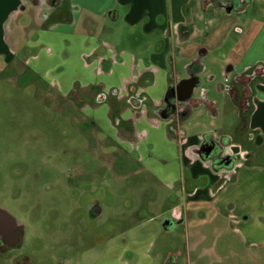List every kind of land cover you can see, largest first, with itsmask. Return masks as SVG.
<instances>
[{
    "label": "rangeland",
    "instance_id": "obj_1",
    "mask_svg": "<svg viewBox=\"0 0 264 264\" xmlns=\"http://www.w3.org/2000/svg\"><path fill=\"white\" fill-rule=\"evenodd\" d=\"M45 1L44 15L55 16L58 5ZM84 1L87 2L61 0L59 6L74 18ZM94 2L104 6L110 0ZM253 7L260 13H253ZM30 18L28 11L20 15L18 22L30 23ZM248 21L253 24L252 34L242 36ZM109 22L113 27L121 24L120 20ZM36 30L32 26L22 31L24 36L18 46H14L15 57L0 56V208L8 211L23 227L19 246H7L0 238V264H104L120 253L113 246L126 248L131 243L139 244L145 257L129 254L123 264H166L170 251L175 253L179 264H195L197 259L201 264L193 247V235H199L195 232L201 227L163 228L165 217L157 215L165 212L172 195L169 193L175 190L141 165L136 138L129 144L126 137L133 133L125 130L127 124L120 127L121 118H106L101 111L95 121L91 113L84 110L85 103L68 104L46 84L48 79L44 75L19 70L33 54L31 40L38 38ZM161 33L137 36L138 42L129 38L135 35L123 34L119 39L108 30L101 36L114 45L137 51L139 58L148 60V48L151 46L154 51L165 40ZM254 33H258L256 42L249 47ZM167 37L171 45L166 62L169 71H177L178 76L182 75L183 64L178 63L174 68L172 61H182V56L190 49L198 52L208 49V54L199 60L206 68L201 72L204 85L195 93L207 86L204 91L222 100L221 115L215 122L220 129L218 133L230 134L238 124L240 141L249 139L248 126L241 127V117L239 119L234 111L228 92L211 89L208 85L212 81L227 84L228 65L222 59L225 55L230 54L240 68L259 59L256 65H264V0H253L245 15L222 12L211 18L204 29H198L187 39L185 47L175 46L172 34L168 33ZM247 47L249 52L245 57ZM181 50H184L183 55H177ZM13 59L20 64L18 69L13 66ZM44 63L51 67L58 62L46 59ZM50 77H55V72ZM157 93L161 95L162 90L158 89ZM245 93L247 95L246 90ZM84 98L83 102L90 101ZM186 124L181 129L184 128L188 136L206 131L205 122L198 118ZM261 146L264 151V142ZM239 147L248 150L241 143ZM95 205L99 214L92 212ZM207 244L209 242H205L204 247ZM231 260L224 262L237 264ZM203 264L222 263L207 255Z\"/></svg>",
    "mask_w": 264,
    "mask_h": 264
},
{
    "label": "crops",
    "instance_id": "obj_2",
    "mask_svg": "<svg viewBox=\"0 0 264 264\" xmlns=\"http://www.w3.org/2000/svg\"><path fill=\"white\" fill-rule=\"evenodd\" d=\"M50 2L58 5L55 16L44 15L42 5H45V0H0V56L5 59L15 57V47L24 36L22 31L32 26L37 28L38 38L31 40L33 54L25 60V67L20 69L15 59L13 66L21 72L44 75L48 79L46 84L68 104L85 103L84 110L91 113L95 121L98 118L96 114L101 111L106 118H121L120 127L127 124L125 130L133 133L126 137L129 144L136 138L141 165L156 174L169 189L175 190L169 193L172 195L165 212L157 215L165 217L163 226L166 220L176 223L175 227L200 226L201 230L195 232L199 235H193V247L201 264L207 255L214 256L222 264L230 258L237 264H264V151L261 146L264 142V79L258 77L256 83L251 82L254 110L247 125L250 137L240 141L238 124L230 134L218 133L220 129L215 122L221 115L222 100L204 91L207 86L195 93L204 85L201 72L206 68L199 64V60L208 54V49L202 48L199 52L190 49L185 55L184 50L176 52L183 55L182 61L171 63L174 68L178 63L183 64L181 76L177 71L170 72L166 62L171 45L168 33L172 34L175 46L185 47L187 39L198 29H204L211 18L220 16L222 12L231 14L239 11L234 8L227 12L224 0H110L104 6L87 0L73 18L60 9L61 0ZM251 3L246 0L243 11L239 13L245 15ZM211 7L213 12H210ZM255 9L258 8L253 7V13H260ZM28 11L31 13L30 23H19L20 15ZM119 20L121 24L110 26L109 21ZM251 25L249 21L245 24L242 36L252 34ZM105 30L116 34L119 39L123 34L135 35L129 38L136 42L140 41L137 36H152L162 31L165 40L154 51L150 46L149 59L143 60L137 51L114 45L101 36ZM254 36L249 47L255 44L258 33ZM46 59L57 60L58 63L47 67ZM222 59L228 65L227 78L239 76L245 84L250 80L246 73L261 74L263 71L256 65L260 59L245 63L241 68L235 65L230 54ZM196 64L200 65L201 71L194 75L199 77L200 84L194 88L192 97L180 102L183 103L182 110L174 117L168 114L167 118H162L160 112L166 107L165 96L169 86L176 88L181 80L192 76L190 71ZM53 72L55 77L51 78ZM236 86L240 88V85ZM208 87L227 91L240 119V109L230 87L214 81ZM158 89L162 90L161 95L157 93ZM246 91L245 96H250V91ZM85 96L90 99L87 103L83 102ZM202 98H205V103L197 104ZM197 118L205 122L206 131L198 136H188L181 128ZM204 142L234 145L231 148L235 156L233 167L215 169L210 161L199 156L197 149ZM239 143L248 149L244 156L240 155ZM97 208L95 205L92 212L99 214ZM163 228L170 230L174 226ZM205 242H209L206 247ZM138 245L131 243L126 248L113 246L120 253L104 264H121L129 254L145 257ZM168 256L166 264H179L175 253L170 251ZM196 261L195 264H199L198 259Z\"/></svg>",
    "mask_w": 264,
    "mask_h": 264
},
{
    "label": "water",
    "instance_id": "obj_3",
    "mask_svg": "<svg viewBox=\"0 0 264 264\" xmlns=\"http://www.w3.org/2000/svg\"><path fill=\"white\" fill-rule=\"evenodd\" d=\"M233 8L227 9V12H232ZM200 84V79L198 76H190L187 79L181 80L176 87L175 94L177 93L176 100L177 101H186L192 97L194 88L197 87ZM183 92V94H182ZM182 94V97L179 95ZM171 101V102H170ZM175 99L169 100L167 97V93L165 96V103L166 107L163 109V111L160 112V116L162 118H167L168 115H165V111L171 106L175 105L176 103L174 102ZM216 150V145L213 142H206L204 145L200 146L197 149V152L199 156L204 158L205 160H209L210 158L213 157L214 153ZM232 159L226 158L222 162L219 163L223 164L226 168L232 165ZM217 166V167H218ZM176 223L171 222L170 220H166L164 222V226H170L173 227ZM22 227V226H20ZM23 228V227H22ZM19 226L18 223L8 211L0 208V236H4L5 241L8 244H11L12 246H15L20 243V238H22L21 234L18 233Z\"/></svg>",
    "mask_w": 264,
    "mask_h": 264
},
{
    "label": "flooded vegetation",
    "instance_id": "obj_4",
    "mask_svg": "<svg viewBox=\"0 0 264 264\" xmlns=\"http://www.w3.org/2000/svg\"><path fill=\"white\" fill-rule=\"evenodd\" d=\"M51 1V0H50ZM227 3L224 5V8L227 10V9H229V8H233V10H234V8H235V10L236 11H239V12H242L243 11V6H244V4L246 3V0H225ZM249 1H251V2H253V0H249ZM203 2H204V0H203ZM219 3H221L222 4V2H219ZM255 10H258V9H255ZM195 66V65H194ZM258 67V66H257ZM195 69V70H194ZM194 69H192L191 71H190V74H193L192 76H195V75H197V74H199L200 73V71H201V69H200V67L199 66H196ZM260 69L261 70H263L264 71V65L263 66H260ZM262 71V72H263ZM195 74V75H194ZM225 75H226V77H227V72L225 73ZM228 79V78H227ZM235 80V78H232V79H228V81H227V85H225V84H223V85H225V86H229L230 87V90H231V85H232V80ZM178 86V85H177ZM176 86V87H177ZM174 89H176V88H174ZM182 94H183V92H182ZM182 94L181 95H179L180 97H182ZM176 97H177V93L175 94V90H174V96L170 99V100H173V99H175V105H171L166 111H165V115H168V114H170V116L171 117H174L176 114H178L179 113V111H181L182 110V106H183V103H180V102H184V101H177L176 100ZM171 102V101H170ZM200 103V100H199V102L197 103V104H199ZM163 111V110H162ZM206 142H204L203 144H201V146L202 145H204ZM213 143H215V145H216V150H215V153H214V155H213V157L212 158H210L208 161H210V163L213 165V167L215 168V169H220L221 170V168L222 169H227V168H231V167H233V165L235 164V156L233 155V154H231L230 152H229V147L231 146V144H223V143H221V142H213ZM226 158H230V159H232V165L231 166H229V167H227V168H224L225 166L223 165V164H220V166H218L219 165V163L220 162H222L224 159H226ZM218 164V165H217ZM218 167H217V166ZM18 226H19V229H18V233H20L22 236V238H20V243L19 244H17V245H15V246H12L11 244H8L6 241H5V239H4V236H0V238L4 241V243L7 245V246H10V247H16V246H19L21 243H22V239H23V228L22 227H20V225L18 224ZM176 226V224L174 225V227Z\"/></svg>",
    "mask_w": 264,
    "mask_h": 264
},
{
    "label": "trees",
    "instance_id": "obj_5",
    "mask_svg": "<svg viewBox=\"0 0 264 264\" xmlns=\"http://www.w3.org/2000/svg\"><path fill=\"white\" fill-rule=\"evenodd\" d=\"M250 80L245 84L238 77L235 78L231 85V94L234 101L238 104L241 113V127L247 126L250 120V116L254 110V105L252 103V92L251 82L256 78L261 77L264 79V71L261 74H256L254 72L246 73ZM236 85H240L237 89ZM250 91V96H245V90ZM174 96V86L170 85L167 91V97L170 100ZM200 103H205V98L200 99Z\"/></svg>",
    "mask_w": 264,
    "mask_h": 264
},
{
    "label": "built area",
    "instance_id": "obj_6",
    "mask_svg": "<svg viewBox=\"0 0 264 264\" xmlns=\"http://www.w3.org/2000/svg\"><path fill=\"white\" fill-rule=\"evenodd\" d=\"M233 146H234V145H231V146L229 147V152H230L231 154H233L232 149H231ZM244 154H245V151H243L242 149H240V155H241V156H244ZM226 177L229 178L230 175H227Z\"/></svg>",
    "mask_w": 264,
    "mask_h": 264
}]
</instances>
